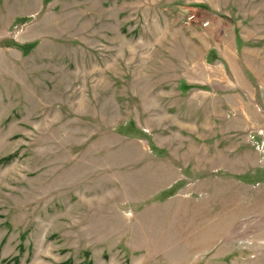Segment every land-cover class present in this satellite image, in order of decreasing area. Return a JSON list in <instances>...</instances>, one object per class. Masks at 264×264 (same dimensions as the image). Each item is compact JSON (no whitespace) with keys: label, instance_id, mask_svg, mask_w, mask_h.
Wrapping results in <instances>:
<instances>
[{"label":"rangeland","instance_id":"rangeland-1","mask_svg":"<svg viewBox=\"0 0 264 264\" xmlns=\"http://www.w3.org/2000/svg\"><path fill=\"white\" fill-rule=\"evenodd\" d=\"M0 264H264V0H0Z\"/></svg>","mask_w":264,"mask_h":264}]
</instances>
